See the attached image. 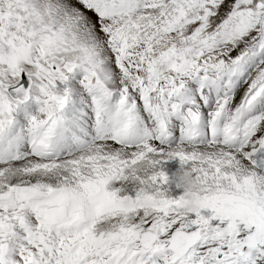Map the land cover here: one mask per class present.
<instances>
[{
    "label": "snow or ice",
    "instance_id": "6c2138e0",
    "mask_svg": "<svg viewBox=\"0 0 264 264\" xmlns=\"http://www.w3.org/2000/svg\"><path fill=\"white\" fill-rule=\"evenodd\" d=\"M0 264H264V0H0Z\"/></svg>",
    "mask_w": 264,
    "mask_h": 264
},
{
    "label": "clouds",
    "instance_id": "9594fccd",
    "mask_svg": "<svg viewBox=\"0 0 264 264\" xmlns=\"http://www.w3.org/2000/svg\"><path fill=\"white\" fill-rule=\"evenodd\" d=\"M177 183L185 190V193L189 196V202L194 201L193 190L197 184V178L194 177L190 170L183 169L175 173Z\"/></svg>",
    "mask_w": 264,
    "mask_h": 264
},
{
    "label": "bare ground",
    "instance_id": "6f19581e",
    "mask_svg": "<svg viewBox=\"0 0 264 264\" xmlns=\"http://www.w3.org/2000/svg\"><path fill=\"white\" fill-rule=\"evenodd\" d=\"M168 164H169V168L166 170H169V171H174L179 166L178 162L176 161L168 162Z\"/></svg>",
    "mask_w": 264,
    "mask_h": 264
}]
</instances>
